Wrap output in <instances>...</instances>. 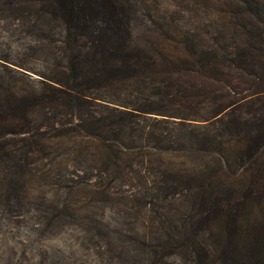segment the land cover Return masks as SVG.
I'll use <instances>...</instances> for the list:
<instances>
[{"label": "trees", "instance_id": "16d2710c", "mask_svg": "<svg viewBox=\"0 0 264 264\" xmlns=\"http://www.w3.org/2000/svg\"><path fill=\"white\" fill-rule=\"evenodd\" d=\"M223 5L236 32L204 47L184 31L168 54L136 44L134 0H0L18 20L32 13L25 34L47 44L0 49L2 184L28 197L40 162L64 190L43 198L60 214L78 210L67 194L137 201L165 232L116 233L153 264H264L249 173L264 148V4Z\"/></svg>", "mask_w": 264, "mask_h": 264}, {"label": "rangeland", "instance_id": "374dc122", "mask_svg": "<svg viewBox=\"0 0 264 264\" xmlns=\"http://www.w3.org/2000/svg\"><path fill=\"white\" fill-rule=\"evenodd\" d=\"M134 1L141 14L134 28L135 42L151 53L165 47L168 54H175L172 47L183 40L184 31L191 32L204 47L213 46L219 36L225 38L236 32L228 24L229 16L221 13L227 10L223 4L228 0ZM259 1L264 4V0ZM29 18L28 22L18 20V12L0 8V49L11 48L20 56L26 45L47 46L25 34L34 20L32 13ZM30 61L31 66L37 65ZM35 166L37 174L29 181L28 197L23 199L16 197V186L2 184L0 175V264H153L145 246L119 237L116 232L127 223L130 226L137 222L139 228L145 226V230L159 234L166 230L163 217L147 210L138 216L130 210L137 201L121 197L96 199L84 194H67L66 199L78 210L60 214L44 205L43 198L59 197L64 190H59L53 179L41 176L40 162ZM249 169L263 192L260 213L264 214V148ZM157 264L183 263L169 258Z\"/></svg>", "mask_w": 264, "mask_h": 264}]
</instances>
